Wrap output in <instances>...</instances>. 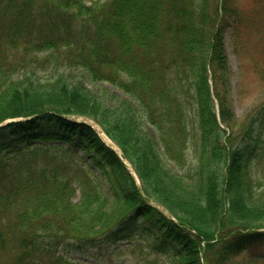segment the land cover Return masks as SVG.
I'll return each instance as SVG.
<instances>
[{"label":"trees","instance_id":"1","mask_svg":"<svg viewBox=\"0 0 264 264\" xmlns=\"http://www.w3.org/2000/svg\"><path fill=\"white\" fill-rule=\"evenodd\" d=\"M238 9L234 0H0V125L15 121L0 128V264H72L60 244L91 245L138 223L174 264H228L264 243V105L238 122L227 102L221 31L244 22ZM62 69L127 99L107 108ZM71 117L98 124L140 188ZM256 131L257 149L235 147ZM249 168L261 176L251 181Z\"/></svg>","mask_w":264,"mask_h":264},{"label":"rangeland","instance_id":"2","mask_svg":"<svg viewBox=\"0 0 264 264\" xmlns=\"http://www.w3.org/2000/svg\"><path fill=\"white\" fill-rule=\"evenodd\" d=\"M234 2L238 5L240 18L244 22L234 21L233 18L228 24L225 22L222 24L221 32L228 66L227 102L235 120L242 122L247 116L249 118L255 116L264 105V85L259 78L260 73L264 70V35L261 34L264 32V10L261 22L263 27L252 26L256 20L255 11L259 8L262 9L264 5H258L257 0H234ZM57 75L71 85L85 86L107 108L115 107L122 100L127 99L120 91L105 83L91 82L82 71L62 69ZM16 76L20 78L21 74ZM84 122L94 127L108 148L114 149L120 154L118 147L102 134L98 125L90 119H86ZM143 128L150 135L151 129L147 126ZM222 128L224 127L222 126ZM239 140L235 147L243 151L249 145L257 149L259 142L263 141V137L256 131L252 139L254 141L246 140L241 143ZM72 152L83 158L85 165L94 173L97 184L105 193H109V186L105 178L99 170L93 167L89 156H85L77 149H72ZM253 152L249 151L248 153L255 156L256 151L253 150ZM123 163L134 177L136 186L139 187L140 184L133 168L125 160ZM258 174L259 170L255 173V170L249 168L248 178L251 181L261 176ZM258 193L254 192V195ZM78 199L79 194L77 193L75 201ZM150 204L153 205V203ZM158 208L162 214L169 217L162 208ZM147 233L139 223L132 224L126 230L115 231L112 236L91 245L77 242L62 243L58 248V254L72 264H174L171 254L164 247H155L156 245L152 244L151 234ZM228 264H264V243L247 247L235 261Z\"/></svg>","mask_w":264,"mask_h":264},{"label":"water","instance_id":"3","mask_svg":"<svg viewBox=\"0 0 264 264\" xmlns=\"http://www.w3.org/2000/svg\"><path fill=\"white\" fill-rule=\"evenodd\" d=\"M10 123H11V122H6V123L0 125V127L6 126V125H8V124H10Z\"/></svg>","mask_w":264,"mask_h":264}]
</instances>
